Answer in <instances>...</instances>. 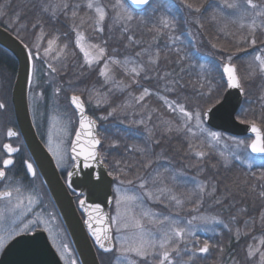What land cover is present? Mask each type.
I'll list each match as a JSON object with an SVG mask.
<instances>
[{
	"label": "trees",
	"instance_id": "16d2710c",
	"mask_svg": "<svg viewBox=\"0 0 264 264\" xmlns=\"http://www.w3.org/2000/svg\"><path fill=\"white\" fill-rule=\"evenodd\" d=\"M32 1L38 2L39 6L37 8L31 7V4H33L31 0H0V4L8 3L6 9L7 15L0 17V25L17 36L35 52L36 49L33 45L36 35L40 32V28H33V24L37 21L43 24L46 36L44 40L40 41V56L36 57L37 59H35L34 62L41 63L46 71L52 74L60 84L59 88L61 91L58 92V94H54L55 96H59L60 94L61 98L63 96L66 101L70 94L75 93L81 96L84 101L86 112L97 121V135L101 140L98 150L109 174L113 177V186L115 181L119 178L128 182L134 177L137 178L141 176L145 171L147 172L150 166L145 167V165L149 160L152 161V167H156L157 169L160 168L164 160H158L155 163L156 148H160L159 145L161 143H169L173 144L172 146L177 149L180 146L176 141H181L182 144H185L183 148L184 153H178L180 160L184 157L183 159H185V162L188 160V163L192 166L198 164L204 168L205 172L208 170L210 163L215 165L214 161H217L221 169L211 166L210 168L222 174L231 185H236L240 183L239 181L245 180L248 177H253V173L260 174L264 172V168L258 166V160L256 161L257 166L252 169H249L247 164L244 163V160L250 155V152L243 146L237 147L236 141H243L247 136H234L221 131L212 130L204 123V128L207 131L219 132L222 134V138L218 143L213 142L211 147H208V138L206 135H197L196 138H189L194 145L195 151L208 152V156L200 160L192 154V150H189L188 140L185 139L184 134H177L175 132L165 134L161 126L162 120H168L176 124L180 123L178 115L172 113L171 110L167 108L161 96H168L169 100L179 98L181 101H184L186 99L191 107L199 105L202 108H206L220 99L225 86L220 62L226 61L228 55L233 56L231 62L237 66L238 74L241 77H246L248 75L251 71L249 65L253 66L254 57L258 54L264 55V17L255 16L251 9L248 14L243 17H241V15L238 16L239 13L229 9H223V15H220V9H218L217 6H222L223 0H196L192 2L193 9L201 8V11L198 13L194 10H190L196 14L194 25L196 34L195 37H189L187 26L184 23L185 16L179 9L180 4L183 5L181 0H159V3L162 5L161 8L175 12L174 14L177 16V26L174 30L176 34L180 35L179 42L177 43L168 46L163 44L158 45L156 42L157 45H154L155 47L153 48L156 49L158 47L160 49V54H167L165 60L161 59V63H157L156 69L159 73H172L173 76L180 79V84L183 85V87L177 89L175 95H171L165 92L164 85L160 86L157 82L154 83L155 81L151 83L145 82L148 79H145L143 74L139 78V85L134 84L131 87L125 88L124 85L130 83L132 77L130 74L126 73L122 67L114 64H109L111 75L109 82L105 83L104 77L99 75L101 68L104 67V60L90 67L87 66L84 64L83 53L75 44L78 30L83 33L84 39L82 43L84 47L90 51V54L97 53L96 49L89 48L90 44L100 45L106 48V57H115L122 61L126 57V53L130 54V57H135V53L141 50L145 42L142 41L141 38L147 35L146 31L139 27L134 30L130 29L134 41H129V33H124L122 28L119 27L109 32L103 24L102 27L104 30L100 32L93 22L95 16L94 11L86 7L88 0H67L70 6L80 5V7H70L67 16L63 13H59L55 17L50 14L41 13V2L39 0ZM176 1L179 3L177 4ZM51 2L56 3L58 0H51ZM98 2L105 6H110L114 4L116 0H98ZM232 2L233 0L230 1V3ZM254 3L261 5L259 1ZM164 5H166V7H164ZM26 7L28 9L27 12H24L26 18L24 19L22 9ZM109 9L111 10V8H108V13L110 14ZM73 10L77 11V17L75 19H73L71 15ZM139 14L142 13L136 12L137 17ZM214 14L217 16L216 20L212 19ZM15 15H19L20 19L18 24L14 25L10 18ZM82 20L84 21L83 24H81ZM253 20H255L254 35L257 40L255 45H252L250 41L246 43L243 40L244 37L252 33V29L249 28V25L252 24ZM242 23L244 25L243 27H241ZM224 25H227V27L225 28ZM74 26H76L77 30H74ZM20 28H22V30L18 31ZM222 28L223 31H221ZM120 33L121 38L119 36ZM165 33H168V31ZM53 35L59 37L57 42L58 45H67L66 53L61 54L59 60H51L50 58L41 59V57H43V48L47 46V39L51 38ZM122 38L128 40L127 45L123 44L125 40ZM132 42H138V45ZM213 45H216V47H213ZM55 47L56 45H54V48ZM177 49H179V52H177ZM0 51L3 54L4 68L7 65V67L11 69V80L16 67L15 59L4 49L0 48ZM133 53L134 56H132ZM145 54L144 57L150 56L147 52ZM162 57H164V55ZM175 58H177V60H175ZM181 58L182 61L177 63L178 59L180 60ZM48 63H52L53 66L57 68V72H51L48 68ZM201 63L205 64L208 69L207 73L204 74V80H201L200 69L197 67V65ZM145 65L147 66L148 64L145 63ZM257 65L256 62L253 67H257ZM132 66L133 65H129L128 67L130 68ZM148 67H151V65H148ZM182 68L184 69L183 72H181ZM173 76H169L168 79H172ZM113 81H115V83H113ZM205 81L209 82L212 86L211 96L207 95L209 90L207 85L203 89L201 88V83ZM98 87L108 89L99 103H97L98 98L95 96L94 98L92 97L93 90L96 88L98 91ZM144 88L149 89L151 95L146 96L145 101L137 105L135 97L139 96ZM244 88L243 100L236 112V117H239L241 121L258 124L262 129L261 131H264V106H262V101L260 99V97L264 95V74H260L257 71L251 79L244 81ZM201 92L205 93V95L198 94ZM50 94L53 95L52 89L50 90ZM44 95L46 103H48L50 99L48 92H45ZM120 98H124L122 100V106L125 103L132 102V104L135 103L137 107L139 118L132 119L130 126L115 123L114 113L112 115H109V112L108 115L104 114L106 108L109 111L110 106L114 104L120 106ZM67 107H69V105ZM67 109L74 113L71 107ZM155 114L158 117L157 122L152 118V115L155 116ZM149 115L151 116L150 120L148 119ZM128 117L129 119L132 117V106L131 114H125L124 118L121 120H126ZM142 119L144 120L143 124L139 123ZM133 120L137 121L139 125H135ZM148 123L151 125H148ZM145 124L151 130L152 126L154 128L158 127L156 135L150 140H146ZM157 140L159 144L155 143ZM200 145L203 146L201 147ZM138 149H145V152L141 153ZM161 151L163 152V155H160L161 159H164L163 157H166V155H168L167 157L172 156L174 159L175 157L179 158L178 156H173V151L171 149ZM221 153L228 156L230 159L235 155H239L241 159H231V163L225 166L220 155ZM165 162L167 161L165 160ZM69 163L71 164V161H69ZM172 165L173 164H171V166ZM174 165L176 166V164ZM64 172L65 171H63V173ZM180 174H183V172ZM184 176L176 177L175 175L176 178L180 179L179 182L184 180ZM195 178L198 179L197 176ZM194 182L196 186L197 182ZM259 191L261 190L253 192L248 189L234 190L233 193L225 192L230 193L227 196L231 197L227 199L226 197L222 198L223 203L221 206L218 207V205L215 204L217 207H214L218 211L219 208L223 209L222 213L219 211V214H221L219 220L211 222L207 228L209 230L206 233L202 232L203 229H196L197 237L200 240V246L207 240L210 244V249L208 253H197L196 256L192 257V264H245V252L248 241H254L257 238L264 237V219H262L261 213H264V204H261L262 200L260 201L259 198L255 201L254 196V194H257L256 192ZM218 192L224 194V191L217 189L215 192L217 193V198L219 195ZM113 198L115 199L114 190ZM233 217H235V219H233ZM238 230H240V232H243V230L248 232V236L245 240L240 238L235 239L236 236L234 235ZM114 245L117 246L115 241ZM115 254H117L115 251L105 252L97 250L100 264H118ZM189 256L190 253L184 254L182 256L183 261H188ZM148 262L150 264H158V260L151 257Z\"/></svg>",
	"mask_w": 264,
	"mask_h": 264
},
{
	"label": "snow or ice",
	"instance_id": "6c2138e0",
	"mask_svg": "<svg viewBox=\"0 0 264 264\" xmlns=\"http://www.w3.org/2000/svg\"><path fill=\"white\" fill-rule=\"evenodd\" d=\"M184 7L189 10H194L195 12H200L201 8L193 9V5L188 3L187 0H181ZM135 6V7H133ZM8 3L0 4V17L7 15ZM70 7L79 8L80 5L70 6L67 0H58V2L53 3L51 0L48 2H44L42 0L40 5L41 13L50 14L55 17L59 13H63L65 16L68 14V10ZM86 7L90 10H93L95 13L94 24L97 26L98 30L102 32L104 29L102 25L109 18L108 8H111L113 13L112 19L116 24L122 26V30L124 33H128L132 27L134 21H137L141 24H149L150 27L148 31L154 32L157 35L164 34L167 30L168 32L174 31L176 27L175 19L167 16L161 15L156 17L154 20L152 17H155V13L162 7L159 3V0H116V2L110 6H105L98 2V0H88ZM166 7V5H164ZM218 9H220V15H223V9L233 10L236 13H239L241 17L247 15L249 10L251 9L255 16L264 17V5H260L254 3L253 0H233L232 3H229L228 0H223L222 6L218 5ZM148 9H151V15L148 13ZM136 12H140L143 16H148L149 18L146 20L141 16L137 17ZM72 18L75 19L77 17V11L73 10ZM12 23L18 24L20 16L15 15L10 18ZM213 20L217 19V16L214 14L212 16ZM83 20L81 24H83ZM243 23L241 27H243ZM39 27L40 32L35 37V42L33 47H35L36 51L33 52L29 49L28 45H24L26 49H29L28 55L30 59L35 60L36 57L40 56L41 44L40 41L45 39L46 33L44 31V26L40 21H37L33 24V28ZM226 28L227 25H224ZM249 28L252 29V33L244 37V42H249L252 45L257 43V40L254 35L255 30V20H253L252 24L249 25ZM22 28L18 29L21 31ZM74 30L76 26H74ZM223 31V28L221 29ZM84 39L83 33L77 30L76 35V46L80 49V51L84 55V61L87 66H91L93 64L99 63L101 60H104V67L101 68L99 75L104 77L105 83L109 82V78L111 75V69L109 68V64H114L122 67L126 73L130 74L132 79L130 83L125 84L124 87L128 88L132 85H139V78L142 74L151 72L157 66V63L160 59V49L157 47L154 56L148 57V65H152L153 67H148L145 63L140 61L142 54L146 53V50H142L141 52H136L135 57H125L122 61L116 59L115 57H106V48L100 45L90 44V49H96V54H90V51L84 47L82 40ZM129 41H133V36H128ZM173 42L179 40V37H171ZM59 37L53 35L51 38L47 39V46L43 48V57L50 58L51 60H59L61 54L66 53L67 45H58ZM23 43V41H21ZM54 45L56 47L54 48ZM216 47V45H213ZM179 52V49H177ZM233 60L232 55H228L226 61L222 64V75H226L227 79L225 83L228 88L239 89L241 93L245 92L244 81L247 79H251L256 72L258 71L261 74H264V55H256L254 57V62H258L257 67H253L249 65L251 71L248 73L246 77H241L238 74L237 66L233 64L231 61ZM182 58L177 61L180 63ZM47 62V61H45ZM129 65H133L132 67H128ZM200 69L201 80H204V74L207 73L208 69L205 64L201 63L197 65ZM35 65L33 64V69ZM48 68L51 72H57V68L53 66L52 63H48ZM184 69H181L183 72ZM34 74V73H33ZM159 79L164 81V90L166 93L171 95H175L177 89L183 87L180 84V79L173 76L172 73H157ZM169 76H173L172 79H168ZM145 79H149L150 77L144 76ZM115 83V81H113ZM207 85L208 87V96H211L212 86L209 82L205 81L201 83V88L203 89ZM61 89L57 88L56 92H60ZM199 95H205V93H198ZM151 95L149 89L144 88L143 91L139 94V96L135 97V102L139 105L141 102L145 101L146 96ZM161 99L164 101L165 105L168 109L171 110L172 113L177 114L180 123L176 124L175 122H171L168 120H162L161 126L163 133L171 134L173 132L177 134H184L185 139L188 140V148L192 150V154L198 157L200 160H203L208 156V152L206 151H195L194 145L189 138H196L197 135L207 136L208 138V147H211L213 142H219L222 138V134L219 132H209L204 128V117L209 116L213 113L214 108L212 105H209L207 108H202L199 105L196 107H191L187 103V100L181 101L179 98L176 99H168V96H161ZM262 101V106H264V95L260 97ZM71 104L79 111L80 114V129H87L89 141L87 145V149L81 146V135L82 131L76 132V139L72 142L73 146L71 148V152L75 154V157H83L82 163L84 167H90L89 161H94L98 153L95 151L96 147L101 144V140L97 138V136L93 132V126L95 125V120L85 116V105L81 96L73 93L70 97ZM100 101L98 100L97 103ZM222 106V105H221ZM7 108L6 103L0 101V110H4ZM116 108H113L109 115H112L116 112ZM148 119H151V116H148ZM239 119V117H237ZM139 123L143 124L144 120H140ZM198 130V131H197ZM251 130L254 132L255 138L250 142L245 143L244 141H236L237 147L243 146L246 150L250 149V155L244 160V163L247 164L249 169L257 166L256 161H259L258 166L260 168H264V131H261L260 128L256 126L255 123H252ZM149 135H152V130L149 129ZM8 136H16L17 133L13 131L11 128L8 129ZM235 139V138H233ZM156 144H159V141H155ZM49 144V152H52L58 161V167H61L62 164L59 162L65 161L66 152L62 151L60 145L57 144L55 147L52 146L51 136L48 139ZM201 147L203 145H200ZM6 152L9 154L8 158L0 161V179H8L7 172L11 166L14 165V160L11 158V154L18 151L17 148L13 147L11 144L3 145ZM79 148V151H78ZM141 153L145 152V149H138ZM223 163L225 166H228L231 163V159L240 160L241 157L239 155L233 156L231 159L224 155L220 154ZM152 163L151 160L147 162L145 167L150 166ZM26 172L31 174L33 178L36 176V169L34 165L30 162L25 161ZM75 158L73 162V167H75ZM165 172L168 169L164 170ZM73 173L69 172L68 175L71 176ZM255 176L256 174L253 173ZM260 180H264V172H261L259 177ZM164 174L157 171L155 176L152 178V184L164 185ZM173 180L176 179L175 176L172 177ZM131 184V181H128ZM247 184V181H244ZM148 185V180L141 178L140 188L146 189ZM262 189H264V185H260ZM210 188V190H209ZM251 191H256V186H252ZM216 192V185L212 183L209 185L208 181L198 182L196 184L195 190L188 193L186 196H181L175 194L174 190L168 186L157 187L155 190V195L152 191H146V195L148 198H154L159 202H163L164 199H167L170 203H174L177 207H181L185 202L195 204V207L192 209L195 212L199 213L201 207H203V201L205 195L212 196ZM260 198H264V190L259 191L258 193ZM0 199L5 201L4 208L0 209V218H3L5 211H12L16 213L17 218L20 219L22 217H26L29 213L33 211L32 205L38 203V193L33 188L30 192H28L27 196H25L24 191H22L21 186L9 187L4 191H0ZM25 200L27 203H25ZM140 200V197L137 195H123L116 200L117 206L119 207L121 201H123L126 205H132L136 201ZM85 200H80L79 205L81 208L85 206ZM214 203L216 205H220L223 203L221 198H217ZM142 207V204H141ZM101 206L99 204L89 205L85 211L89 213V217L85 220V224L88 226L92 237L94 238V243L99 246L100 249H103L105 252H113L118 253L116 259L118 264H137L136 260L130 259L132 254L137 258H142L147 260L149 257L158 260V264H192V257L196 256L197 253H208L210 249V244L207 240L203 242V245L200 246V240L197 237V232L195 230V222L201 221L204 223H208L210 221H216V216H206V215H196L192 216L190 219H183L180 217H171L168 215L163 216L162 219L158 217L161 215L159 213L153 212L148 209H144L139 215L132 214L128 215L127 212L123 218L120 219V224L118 227V231L122 227L123 229H131L133 230V236L131 238L123 237L120 245L117 247L112 244V236H111V227L107 225L104 220H102L99 216L93 218L91 215V210L95 209L97 213L100 212ZM55 217L50 216L49 221L54 220ZM93 219H95L96 226L93 225ZM117 217H112V223H117ZM235 219V217H233ZM262 219H264V213H262ZM145 221L148 224H155L158 227L155 231L146 227ZM43 221L37 217L35 220H30L28 223H24L23 219H20V224L6 230L3 234H0V250H4L8 242H16L17 238L25 239L27 234L31 229L35 228L39 223ZM222 223V221H221ZM183 225V226H181ZM35 237H31L34 239ZM260 244L264 245V237L260 238ZM58 251H62L65 254H69L68 264H76V260L71 258L70 253L68 252V245L61 244ZM189 260L183 261L182 256L184 254H189ZM248 257L253 258L255 256H259V264H264V251H261L259 247H254L253 245H249Z\"/></svg>",
	"mask_w": 264,
	"mask_h": 264
},
{
	"label": "rangeland",
	"instance_id": "374dc122",
	"mask_svg": "<svg viewBox=\"0 0 264 264\" xmlns=\"http://www.w3.org/2000/svg\"><path fill=\"white\" fill-rule=\"evenodd\" d=\"M39 1L42 2V0H39ZM187 1H188V3L192 4V2L196 1V0H187ZM230 1L231 0H228L229 3H230ZM257 1L261 2V5H264V1H262V0H253V2H257ZM32 2H33V4H31V7L37 8L39 6L38 2H34L31 0V3ZM44 2H48V0H44ZM176 3L178 4L179 2L176 1ZM27 9H28L27 7L22 9V12H23L22 15H23L24 19H26L24 16V12H27ZM179 9L183 12V15L185 16L184 23L187 26L188 36L189 37H195L196 33L194 31V25H195V21H196V16H195L196 14L181 4H180ZM109 11H110L109 18L104 22V27L107 29V31L111 32L116 27L122 28V26H119V24H116L113 21V19H112L113 13L110 9H109ZM228 12H229V10H228ZM148 13H149V15H151V9H148ZM174 13L175 12L172 10L160 8L155 13V17H152V19L154 20L156 17H159L161 15H167V16L174 18L175 22H176L177 16ZM141 16H143V14H139L138 18H140ZM238 16H240V14ZM94 18H95V16H94ZM143 18L147 20L149 17L143 16ZM228 22H229V20H228ZM138 27L147 32V35H145V36L142 35L143 37L141 38V40L145 41V42H144V46L141 48V50L139 52H141L142 50H146V52L151 56H154V54H155L156 49H153V48L155 47L154 45H157V43H158V45L163 44V45L170 46L174 43L179 42V40L173 42L171 37L175 36V37H179V39H180V35L176 34L175 30L172 32L157 35L154 32L148 31V28L150 27V23L149 24H141V23H138L137 21L133 22L131 29L134 30ZM128 33L131 36V32L129 31ZM119 36L121 38V33ZM122 39L125 40V42H123V44L127 45L128 44L127 41L129 39L128 40H126L125 38H122ZM132 43L138 45L137 44L138 42H132ZM145 55L146 54H142L140 60H142L141 62L148 64L147 63L148 57H144ZM163 55H164V57H162ZM166 55L167 54H160V59H159L158 63H161V59L165 60ZM130 56H131L130 54L126 53V57H130ZM132 56H134V53L132 54ZM175 60H177V58H175ZM183 60H184V58H183ZM31 62L37 64V66H38V64H40L41 65L40 69L42 72L41 80L32 88V96L34 98L31 101V103L33 102L32 105H34V104L37 105L41 110L40 112L44 114L43 119L40 120L42 128L38 124L40 126V136H41L42 140L44 141L45 145L47 146V148H49L48 139H49V136H51L52 146L55 147L57 144H59L61 150L66 152L65 161L59 162L62 164V166L60 168L63 171H65L64 173H66L71 166V164L69 163L70 159L68 156V148H69V143H70L72 134H73L75 126H76V118H75L74 113H72L71 110L67 109L70 107L68 100L66 101L63 98V96L61 98L60 94H59V96L54 95V94H58V92H56V89L59 88V86H60V84L56 81L55 77L52 74H50L48 71H46L45 67L42 66L41 63L34 62V60H32V59H31ZM224 62L225 61L220 62L221 67H222V64ZM255 63L256 62L253 61V63H252L253 66L255 65ZM257 64H258V62H257ZM151 67H153V66L151 65ZM157 73H159V71L156 69V66H155V69L153 71L144 73L143 76L146 75V76L150 77L148 79L149 81L147 80L145 82L151 83V82L155 81L154 83L157 82L158 85H160V86L164 85V81L158 78ZM142 82H143V80H142ZM51 89L53 91V95L50 94ZM107 90H108L107 88L98 87V91H97L95 88L92 92V97L94 98V96H95L96 98H98L97 100L101 101ZM157 90H160V89H157ZM224 90H225V86H224V89L222 91V94H223ZM45 92H48V95L50 96L48 103H46V100H45V95H44ZM41 93L44 96V100H43V96ZM123 99L124 98H120V100H119V101H121L119 104L120 106H116L114 104L113 106H110L109 111L106 108L105 109L106 111L104 114L108 115V112H110L113 108H116L117 110L114 113L115 123H120L122 125L130 126L132 123L131 122L132 119L139 118V116L137 114V107L135 106V103L132 104V102L125 103L122 106V103H123L122 100ZM57 100L59 101V103ZM67 104L69 105V107H67L68 106ZM131 106H132V117L130 119L128 117L126 120L125 119L121 120L122 118H124L125 114H128V113L131 114ZM41 113H40V115H41ZM152 118H154V120H156V122H157L158 117L156 116V114H155V116L152 115ZM133 121H134L135 125H139L137 121H135V120H133ZM239 121H241V120H239ZM241 122H245V121H241ZM245 123H251V122H245ZM148 125H151V124L148 123ZM256 125L259 126L258 124H256ZM145 128H146L145 135L147 138L146 140H150L151 138H154V136L157 133L158 127L154 128L152 126V135L151 136L149 135V131H148L149 127L146 124H145ZM243 141L245 143H248L251 141V137L247 136L246 139H244ZM114 142H116V141H114ZM176 143L180 146L177 149H175L172 146L173 144H169V143H161L159 145L160 148H156L157 149L156 154L154 153L155 154V158H154L155 163L158 160L159 161L164 160V163L161 164L160 168L157 169L156 167H152V165H150V168L148 167L147 172L145 171L144 174H142L141 176H139L137 178L134 177L132 180H129L132 182L131 184H129L127 181L122 180L120 178H119L120 180L117 179L115 181V184L113 186V190L115 191V199L113 198L111 209H110V222H111V227H112V232H113V241H115V243H117V247L120 245L123 237L131 238L134 234L133 230H131V229H123L121 227L119 231L117 230L119 227V224H120V219L125 216L126 212L128 215H132V214L139 215L144 209H148V210H151L153 212L161 214L159 216V219H162L163 216L168 215V216H171L174 218L180 217V218H183L185 220L190 219L192 216L202 214V215H206V216H216L217 217L216 221H218L219 218L221 217V214H219V211H220V213L223 212L222 208L221 209L219 208V211L214 208V207H217L214 203V201L217 199V193L213 194L214 199L212 198V196L205 195L204 201H203V207L200 208L199 213H198V212H195L192 210L195 207L194 202L193 203L185 202L183 206L177 207L174 203H170L167 199H164L163 202L161 203L154 198H151V199L148 198L146 195V191H152L155 195V190L157 187H162V186L166 185L168 187H171L174 190L175 194H178L181 196H186L188 193L195 190L196 186H195L194 181H196L197 183L203 182V181H208L209 185L211 183H215L216 190L219 189V190L224 191V194H222V192H218L219 193L218 198H221V199L225 198V197H226V199L231 197V196H227V195L230 193H233L234 190H248V189H251L252 186H256V190H264L260 187V185H264V180H260L258 178L260 174H256L253 177H248V178L246 177L247 179L239 181L240 183H238L236 185H231L229 182H227L226 178L224 176H222V174H219L214 169L210 168V166H211V167H215L217 169H221L220 165L218 164L217 161H214L215 165L210 163L208 170L205 172L204 168L199 166L198 164L192 166L188 163V160L185 162V159H183L184 157H182L181 158L182 160H180L179 154L184 153L183 148L185 147V144H182L181 141H176ZM168 149H171L173 151L172 152L173 156H178L179 158L175 157V159H174V158H172V156L167 157L168 155H166V157H163L164 159H161L160 155L161 154L163 155V152L161 150L164 151V150H168ZM50 153L52 154L53 158L58 163L54 154L52 152H50ZM165 160L167 162H165ZM171 164H173V165L171 166ZM174 164H176V166ZM165 169H168V171L165 172L164 171ZM188 169H189V171H188ZM157 171L164 174V177H165L164 185H160L159 183L157 185L152 184V178L155 176ZM181 172H183V174H180ZM175 175H176V177L185 175L184 180H181V182H179L180 179H178V178L173 180L172 177ZM196 176L198 177V179L195 178ZM141 178L148 180V185H147L146 189L140 188ZM211 181H213V182H211ZM244 181H247V184H245ZM209 190H210V188H209ZM225 192H230V193H225ZM256 193L257 194H254L255 201L257 200V198H259L260 201L262 200L261 204H264V198L259 197V195H258L259 192H256ZM125 194L137 195L140 197V200L136 201L132 205H126L123 201H121V204L118 207L116 200ZM245 195H246V193H245ZM141 204H142V207H141ZM220 206H221V204L218 205V207H220ZM261 213H263V212H261ZM112 217L118 218L117 223H112V220H111ZM211 222H213V221H210L208 223L196 221L195 222V230L197 228L203 229L202 232L206 233L209 230L207 228L209 227ZM145 224H146L147 228H150L153 231H155L156 228L158 227L155 224H148L147 221H145ZM61 225L59 223H56V225L51 224V225H45L44 227H45L46 231L48 232L49 237L51 239V243L55 247L57 254H58L59 258L61 259L62 263L68 264L69 254H65L62 251H58V248H60V246H61V243H60L61 237L63 239L62 244L68 245V252L70 253L71 258L75 259V260H77V258L74 255V251L72 249L71 244L69 243L70 241L67 238V235L64 231V228H63V226L61 227ZM181 226H183V225H181ZM234 236H236L235 239L240 238V239L245 240V238L248 236V232L245 230H243V232H240V230H238ZM249 245H253L254 247H259L261 251H263L264 245L260 244V238H257L254 241H248V244H247V248H246V252H245L246 253L245 264H259V256L258 255L253 257V258L248 257L247 252H248ZM117 255H118V253L115 254V257H117ZM149 258L147 260H144L142 258L135 257L134 254H132L130 256V259L136 260L137 264H150L148 262ZM77 262H76V264H77Z\"/></svg>",
	"mask_w": 264,
	"mask_h": 264
},
{
	"label": "water",
	"instance_id": "95a60500",
	"mask_svg": "<svg viewBox=\"0 0 264 264\" xmlns=\"http://www.w3.org/2000/svg\"><path fill=\"white\" fill-rule=\"evenodd\" d=\"M24 45L9 30L0 26V47L9 52L16 61V70L11 87V103L18 129L60 218L78 263L100 264L97 250H104L94 243V238L85 224V220L89 217V213L85 209L89 205L99 204L101 206L100 212L97 213L95 209H92L91 215L93 218L99 216L111 227L110 207L112 204L113 178L99 154L100 145L95 149L98 153L97 158L88 162L90 167H84L83 157H75V154L71 152L72 142L76 139L77 131H82L81 146L83 148L87 149L89 141L87 129H80L79 111L70 101L72 94L69 95V104L75 112L77 123L68 148L71 166L66 173L65 180L60 176L52 155L37 136L29 116L27 91L30 61L28 50ZM223 78L225 82L226 75H223ZM242 100L243 93L239 89L228 88L225 83V90L221 98L212 105L213 113L204 117L205 124L212 130L234 136H250L251 140L254 139L256 134L251 130L252 124L241 122L236 118V112ZM84 114L95 120L86 112V109ZM97 127L98 123L95 120L93 132L99 139ZM248 151L250 152V149ZM74 158L75 167H73ZM69 172L73 174L69 176ZM74 195L79 196L77 202L74 201ZM80 200H85L84 208L80 207ZM93 225L96 226L95 219H93ZM111 236V243L114 244L112 228ZM31 237L35 238L31 239ZM0 264H62V262L44 231L37 229L31 235H27L25 239L17 238L16 242H10L3 251Z\"/></svg>",
	"mask_w": 264,
	"mask_h": 264
},
{
	"label": "flooded vegetation",
	"instance_id": "af4514ba",
	"mask_svg": "<svg viewBox=\"0 0 264 264\" xmlns=\"http://www.w3.org/2000/svg\"><path fill=\"white\" fill-rule=\"evenodd\" d=\"M29 49L27 50L29 51ZM2 55L3 54L0 51V101L6 103L7 108L4 110H0V161H2L5 158H8V155H9L4 149L3 145L11 144L13 147L17 148L18 151L11 154V158L14 160V165L11 166L7 172L8 179H0V191H4L6 190V188L16 187L19 185L21 186L22 191H24L25 196H27L28 192H30L33 188L36 190V192L38 193V203L32 205L33 211L31 213H29L26 217H22L20 219H23L24 223H28L30 220H35L37 217H39L43 222L39 223L35 228L31 229L27 235H31V233H33L37 229L43 230L48 241L52 245L49 234L46 231L44 226L51 225V224L56 225V223H59L60 218L53 206V203L47 193V190L43 184V181L36 169L34 161L31 155L29 154L25 146V143L22 139L21 133L18 129L15 116L13 113L12 103H11V87H12V82H13L16 67L14 69L13 77L10 80L11 69L7 67V65L4 68L3 66L4 60L2 58ZM29 61H30V69H29V81H28V91H27V103H28L29 116H30L31 122L34 126L37 136L39 137L43 145L46 147V149L48 150L47 146L45 145L44 141L42 140L40 136V126L39 125H41V123L39 122L40 120L43 119L44 114L40 112L41 110L37 105L35 104L32 105L33 102L31 103V101L34 98L32 96V88L41 80V74H42L41 69H40L41 65L38 64L37 66V64L31 62L30 57H29ZM32 63L35 65L34 69H33ZM43 100H44V96H43ZM9 128L15 131L17 135L11 136V137L8 136L7 133H8ZM25 161L30 162L34 165L36 169L35 178H33L31 174L26 172ZM54 161L57 166L58 163L56 162L55 159ZM57 169L59 171L60 176L65 180L66 173H63V170L58 166H57ZM78 200H79V197L77 195H74V201L77 202ZM25 203H27L26 200H25ZM4 205H5V201L3 199H0V209L4 208ZM50 216L55 217V219L49 221ZM20 219L17 218L16 213L12 211H5L3 218H0V234H3L6 230L12 227H15L16 225H19ZM59 224L61 225V221ZM10 242L11 241H9L8 244ZM62 242H63V239L61 237L60 243L62 244ZM52 247L56 251L53 245ZM3 251L4 250H0V259L2 258Z\"/></svg>",
	"mask_w": 264,
	"mask_h": 264
}]
</instances>
